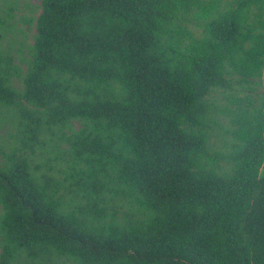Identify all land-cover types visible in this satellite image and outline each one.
Segmentation results:
<instances>
[{
    "label": "trees",
    "instance_id": "16d2710c",
    "mask_svg": "<svg viewBox=\"0 0 264 264\" xmlns=\"http://www.w3.org/2000/svg\"><path fill=\"white\" fill-rule=\"evenodd\" d=\"M263 71L264 0H0V264H264Z\"/></svg>",
    "mask_w": 264,
    "mask_h": 264
},
{
    "label": "rangeland",
    "instance_id": "374dc122",
    "mask_svg": "<svg viewBox=\"0 0 264 264\" xmlns=\"http://www.w3.org/2000/svg\"><path fill=\"white\" fill-rule=\"evenodd\" d=\"M14 1H17L19 2L20 4V7L23 8L24 7V4L28 1L30 4H36V5H39L40 4V0H14ZM19 14V13H17ZM259 93L262 94L263 98H264V71H263V82H262V85L261 87H259ZM260 175H264V163L260 169ZM0 212H1V207H0Z\"/></svg>",
    "mask_w": 264,
    "mask_h": 264
}]
</instances>
